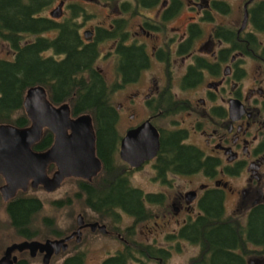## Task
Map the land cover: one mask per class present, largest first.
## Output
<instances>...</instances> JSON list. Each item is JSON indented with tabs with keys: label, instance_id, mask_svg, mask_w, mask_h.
I'll return each mask as SVG.
<instances>
[{
	"label": "flooded vegetation",
	"instance_id": "obj_1",
	"mask_svg": "<svg viewBox=\"0 0 264 264\" xmlns=\"http://www.w3.org/2000/svg\"><path fill=\"white\" fill-rule=\"evenodd\" d=\"M60 1L63 12L59 16L44 14L57 23L69 18L77 22L79 40L94 45L93 65L110 84L111 101L119 113L117 158L126 164L124 170L130 174L132 185L151 195L144 197L139 210L121 206L97 210L86 202L92 215L84 214L82 223L78 219V226L68 233L47 216L50 235L39 238L34 218L44 202L28 190L45 186H33L30 180L27 189L19 188L15 195L6 198L2 191L6 179L0 172V243L4 241L0 244V264H107L114 259L122 264H211L212 251L205 250L204 237L195 231L199 222L215 219L205 217L202 202L212 191L225 195L227 216L221 219L243 224L242 240L234 248L241 264H264V238L253 239L249 233L251 209L264 205V26L260 25L264 0ZM89 3L105 7L104 18L90 25L87 20L95 11L89 9ZM60 28L48 30L46 35L51 31L48 36L57 41ZM131 47L143 55L135 73L127 76L125 51ZM52 51L56 57H63L55 46L45 52ZM118 91L122 100L116 104L112 95ZM144 111L146 115L138 119ZM124 115L129 119L122 129L120 121ZM159 117L171 118L170 125L161 124ZM147 119L159 130L160 148L154 157L132 166L121 156L122 139L129 129ZM30 123L31 119L26 125ZM162 129L170 133L181 131V143L198 149L208 165L188 172L181 166L161 162ZM48 130L53 134L52 142L46 148H38ZM54 141L55 133L45 127L32 146L43 151ZM147 165L153 180L172 188L175 177L197 174L204 179L176 192L167 185L145 189L133 182L132 174ZM56 169L55 162L47 167L50 175ZM229 192L234 195V212L227 207ZM31 197L40 198L42 206L32 215L29 225L20 228L13 221L12 201ZM57 199L53 203L59 207L73 201L59 204ZM2 230L18 237L5 241ZM88 231H101L116 245L106 247L101 257L89 260L91 244L80 248ZM87 239L92 241L91 237ZM23 241L41 244L34 248L19 246ZM13 244L15 247L8 250Z\"/></svg>",
	"mask_w": 264,
	"mask_h": 264
},
{
	"label": "trees",
	"instance_id": "obj_2",
	"mask_svg": "<svg viewBox=\"0 0 264 264\" xmlns=\"http://www.w3.org/2000/svg\"><path fill=\"white\" fill-rule=\"evenodd\" d=\"M55 0H0V36L14 49L12 58L0 59V122L18 125L30 122L24 108L26 90L33 84H44L55 103L69 100L74 115L90 112L96 129L97 154L103 161L102 170L89 181L77 178L73 195L57 199L63 204L74 198L88 202L94 209L104 210L121 206L128 210L141 209L144 197L151 194L132 185L126 164L117 158L121 133L118 129L119 113L111 101V86L93 65L94 45H85L78 38V23L66 19L57 23L43 12ZM260 25L264 26V18ZM61 27L57 41L46 31ZM63 55L46 53L53 47ZM126 75L135 73L141 63L142 51L129 48L125 51ZM124 66V67H125ZM160 161L177 165L193 172L208 165L198 149L181 143V131L170 133L162 129ZM168 136L171 137L168 139ZM53 139L51 131L43 136L38 148H46ZM211 164V163H209ZM205 217L215 218L197 224L196 235L204 237L206 251H212L211 264H241L234 248L241 242L243 224L221 219L226 215L225 195L212 191L202 198ZM42 206L38 197L18 198L12 201L13 221L20 228L29 225L32 215ZM249 233L253 239L264 238V205L254 207L249 213ZM107 264H122L114 259Z\"/></svg>",
	"mask_w": 264,
	"mask_h": 264
},
{
	"label": "water",
	"instance_id": "obj_3",
	"mask_svg": "<svg viewBox=\"0 0 264 264\" xmlns=\"http://www.w3.org/2000/svg\"><path fill=\"white\" fill-rule=\"evenodd\" d=\"M62 5L63 1L51 10V14L59 16L63 12ZM24 106L31 119L29 125L0 123V172L6 179L2 186L6 198L15 195L19 188L27 189L30 180L33 186L43 184L46 189L53 190L68 176L92 179L102 169V160L96 152V130L91 113L72 115L70 103L65 101L56 105L41 83L27 88ZM45 127L53 130L55 141L48 149L36 151L32 145L41 138ZM159 148V130L147 119L128 130L122 139L120 153L132 166H140L154 157ZM51 162L57 164L52 175L47 171ZM82 218L80 213L78 219L81 223ZM38 244L41 243L23 241L19 246L34 248Z\"/></svg>",
	"mask_w": 264,
	"mask_h": 264
},
{
	"label": "rangeland",
	"instance_id": "obj_4",
	"mask_svg": "<svg viewBox=\"0 0 264 264\" xmlns=\"http://www.w3.org/2000/svg\"><path fill=\"white\" fill-rule=\"evenodd\" d=\"M77 2V0H69V2ZM60 0H55L50 6H48L43 13L45 14H50V11L55 8L59 4ZM84 5H86L83 1L81 2ZM91 6L88 5L90 10H94L95 14H92L90 18L87 20V24H93L95 22H98L104 18V12H105V7L103 8L102 5L99 3H89ZM66 11H68V14L70 13V9L68 6L65 7ZM76 17V16H75ZM46 34V33H45ZM48 35H52V32L49 31L47 32ZM14 52L12 51V45L10 44L9 41L3 39L0 36V59L1 58H12ZM133 87H131V90H133ZM112 99L114 103H118L120 100H122V94L121 91H118L112 95ZM146 115V112H141L138 114V119L143 118ZM180 117V116H179ZM128 117L122 116L121 121H120V126L122 129L125 128V125L128 121ZM158 121L167 126L170 125L171 118H158ZM204 178L200 175H187V176H181V177H175L176 182L175 188L169 187L168 184L164 183L162 184L161 182L153 180L151 176V171H150V166L147 165L144 168L134 171L132 174V180L135 184H139L143 186L145 189H157L161 187L162 185H167V188L173 192L178 191V189H188L192 186H194L196 183L200 182ZM237 180V179H236ZM174 181V179H172ZM235 183V178L233 179ZM77 178L76 177H68L66 178L63 183L56 189L54 190H47L45 189L42 185L34 188L30 187L28 192L31 194L38 195L42 198L44 202V207L36 214L34 218V226L39 229V238H44L50 235L49 233V224L50 222L46 219V217H52L54 218L56 224L58 227L62 228L64 232H69L72 228H76L78 226V214L82 213L83 215H92V212H90L87 209V206L85 205V202L82 200H79L77 198H74L72 203L67 204L64 207H59L56 206L53 203L54 199L57 198H66L67 196L73 195V193L77 190ZM227 207L230 212L235 211V203H234V195L233 193H228L227 194ZM95 215V214H93ZM243 219L246 217L245 212L242 214ZM10 232H14L10 230ZM1 233L4 236L5 241H9L11 237H18L16 234L15 235H10L9 231H1ZM91 237V240H88L87 238ZM86 238V240H85ZM84 241H82V245L80 248L85 244L84 248H87L89 244H91L90 249L88 250L89 254V260H92V257L94 256H100L102 255L101 251H103L106 247L108 246H114L116 245V241L107 238L105 235L101 233V231H98L96 234H89V231L86 233ZM4 241H1L3 243ZM0 243V244H1ZM35 264H38L35 261Z\"/></svg>",
	"mask_w": 264,
	"mask_h": 264
}]
</instances>
